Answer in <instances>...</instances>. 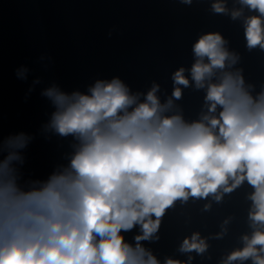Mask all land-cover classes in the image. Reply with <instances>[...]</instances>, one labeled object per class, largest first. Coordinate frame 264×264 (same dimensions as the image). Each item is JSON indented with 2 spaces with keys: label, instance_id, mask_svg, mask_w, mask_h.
<instances>
[{
  "label": "clouds",
  "instance_id": "1",
  "mask_svg": "<svg viewBox=\"0 0 264 264\" xmlns=\"http://www.w3.org/2000/svg\"><path fill=\"white\" fill-rule=\"evenodd\" d=\"M233 5L211 0L210 11L242 21L246 51L264 52V0ZM229 45L220 31L200 33L191 66L170 75V94L156 80L134 91L120 76L96 78L83 91L55 81L42 87L52 111L41 134L69 141L70 151L66 163L34 178L24 169L35 136L0 128V264H162L145 242H159L162 218L177 201L219 203L245 183L250 231L219 264H264V81L246 78ZM38 62L46 69L53 61L42 54ZM30 72L22 64L15 77L26 82ZM42 84L34 77L25 100ZM185 89L204 93L199 119H185L177 103ZM233 219L207 237L185 236L177 251L187 259L163 264L211 260L209 240L224 239Z\"/></svg>",
  "mask_w": 264,
  "mask_h": 264
}]
</instances>
